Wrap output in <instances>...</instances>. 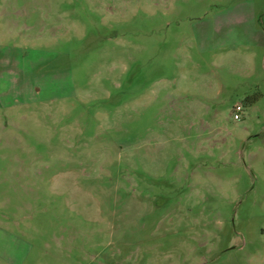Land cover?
Instances as JSON below:
<instances>
[{"label": "rangeland", "instance_id": "rangeland-1", "mask_svg": "<svg viewBox=\"0 0 264 264\" xmlns=\"http://www.w3.org/2000/svg\"><path fill=\"white\" fill-rule=\"evenodd\" d=\"M0 264H264V0H0Z\"/></svg>", "mask_w": 264, "mask_h": 264}, {"label": "built area", "instance_id": "built-area-1", "mask_svg": "<svg viewBox=\"0 0 264 264\" xmlns=\"http://www.w3.org/2000/svg\"><path fill=\"white\" fill-rule=\"evenodd\" d=\"M241 110H242V106L240 104H236L233 109V119L237 120L240 118Z\"/></svg>", "mask_w": 264, "mask_h": 264}, {"label": "trees", "instance_id": "trees-1", "mask_svg": "<svg viewBox=\"0 0 264 264\" xmlns=\"http://www.w3.org/2000/svg\"><path fill=\"white\" fill-rule=\"evenodd\" d=\"M255 100V98H251L248 102H251V101H254Z\"/></svg>", "mask_w": 264, "mask_h": 264}]
</instances>
